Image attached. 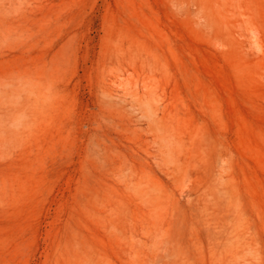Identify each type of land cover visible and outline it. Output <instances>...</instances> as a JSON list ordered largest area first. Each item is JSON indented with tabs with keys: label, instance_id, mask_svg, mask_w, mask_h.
<instances>
[{
	"label": "rangeland",
	"instance_id": "obj_1",
	"mask_svg": "<svg viewBox=\"0 0 264 264\" xmlns=\"http://www.w3.org/2000/svg\"><path fill=\"white\" fill-rule=\"evenodd\" d=\"M0 264H264V0H0Z\"/></svg>",
	"mask_w": 264,
	"mask_h": 264
}]
</instances>
